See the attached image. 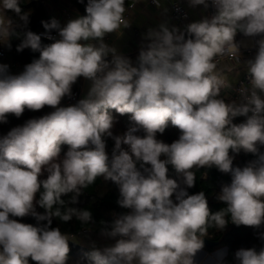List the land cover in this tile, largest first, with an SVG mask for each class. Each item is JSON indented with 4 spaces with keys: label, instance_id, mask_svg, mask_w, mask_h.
<instances>
[{
    "label": "clouds",
    "instance_id": "1",
    "mask_svg": "<svg viewBox=\"0 0 264 264\" xmlns=\"http://www.w3.org/2000/svg\"><path fill=\"white\" fill-rule=\"evenodd\" d=\"M188 3L211 6L213 14L183 30L166 23L149 28L135 65L106 43L108 35L129 26L126 0H87L86 14L64 26L55 18L42 21L45 32L25 31L17 46L39 57L18 75L0 64V123L26 109H55L0 137V264H68L69 242L79 241L52 227L53 218L95 224L91 210L71 205L98 177L118 186L116 203L125 211L99 222L100 235L114 243L101 248L93 242L86 253L91 264H196L210 227L223 230L229 219L236 226L264 227V0ZM9 11L24 27L29 14L20 0H0V44L10 47L19 25ZM238 33L260 39L246 62L248 84L237 90L239 102L226 101L221 91L232 85L217 71L218 58L238 59ZM42 36L54 42L42 44ZM81 77L90 82L86 95L60 107ZM109 110L130 114L123 135L113 134ZM240 116L244 122L234 123ZM169 122L180 132L170 144L157 139ZM105 138L114 140L111 156ZM63 145L68 150L61 158ZM241 150L255 159L234 166L230 153ZM199 168L231 175L216 196L224 205L216 212L204 191H188ZM29 216L36 226L17 219ZM257 235L264 241V232ZM234 258L236 264H264V247L240 248Z\"/></svg>",
    "mask_w": 264,
    "mask_h": 264
},
{
    "label": "trees",
    "instance_id": "2",
    "mask_svg": "<svg viewBox=\"0 0 264 264\" xmlns=\"http://www.w3.org/2000/svg\"><path fill=\"white\" fill-rule=\"evenodd\" d=\"M71 2L76 11L80 14V16L86 14L85 7L87 4V0H83V2H80V0H72ZM129 3V0H126V5H128ZM20 4L22 10L29 14V22L27 26L24 27L23 22L20 21L19 17L16 16L15 13H12L11 11L8 12L9 17H11L14 21V26L19 25L15 28L16 32L19 33V35L13 36L10 39V52L12 54V59L17 62L21 66V69L24 71L25 65L31 63L33 59L38 58L39 53H34L30 49L17 51V46L21 43L23 39V33L29 30L36 34L45 32V29L42 25V21H50L51 18L47 14V11L41 0H20ZM243 38L248 37H245L243 34L238 33L235 39L238 43H240V40ZM254 39L258 40L260 39V37H254ZM52 42L54 41H49L42 38V44L46 45ZM81 82L82 79L79 78L78 82L73 86V95L74 93L79 92ZM69 99L70 98L65 97L63 101L66 102ZM54 110L55 109L51 107L45 106V108L39 111H30L26 109L22 116L19 118L15 117L14 115H9L7 118V123H0V137L6 136L12 128L23 125L29 119L41 117ZM109 111L115 119V124L112 129L113 134L123 135L130 126V114L120 115L116 113L115 110ZM245 119L246 117L240 116L234 118L233 122L238 124L244 122ZM138 134L143 135L142 132ZM179 135V130L173 127L169 122V126L166 128L165 132L163 134H157V139L170 144L173 141L177 140L179 138ZM105 139L106 151L109 156H111L114 147V140L112 138ZM67 150V145H63L61 150L62 157L67 152ZM261 151L264 152V147H261ZM230 154L234 156V166L243 167L249 161L255 159V156H253L251 153H245L243 150H241L239 154ZM194 171L196 172V184L195 187L188 189L189 193L195 194L199 191H204L210 209L213 212L220 210L222 207H224V205L216 199V196L219 194L223 185L231 183V175L221 173L216 168H199L194 169ZM169 176L170 178H176L175 172L171 168V166H169ZM46 177L47 173H44V175H42L40 179L43 180L46 179ZM70 195L71 194H69V196ZM63 198L65 200L69 199V197L67 196ZM118 198V186L110 180L105 181L103 177H98L93 185L89 186L87 189H84L82 191V194L78 198L79 202L75 205H71L73 207L91 210L96 223L84 226L81 225L80 222L77 221L75 218H73V220L68 223H63L53 218L52 227H60L62 231L74 234L76 236L85 231L100 233L99 222L101 220L111 221L113 219L112 214L114 212L119 213L125 211L117 205L116 201L118 200ZM37 211L43 213L44 209L39 208V206H37ZM17 219H19L22 223L33 224L34 226L38 224L36 219L31 216ZM39 223H46V221ZM258 232H264V227L257 230L252 227H247L243 225L236 226L231 223L229 219V223L223 230H218L214 227H210L208 236L205 238L210 240L211 242L217 243L218 246L216 248H227L228 254L227 257L223 260V264H236L234 254L238 249L255 247L257 250H259L261 247H264V241L258 238ZM216 248L209 249L204 247L203 249L211 253L216 250ZM86 253L88 252L70 246L68 264H91V261L88 260ZM30 264H35V262L30 260Z\"/></svg>",
    "mask_w": 264,
    "mask_h": 264
},
{
    "label": "crops",
    "instance_id": "3",
    "mask_svg": "<svg viewBox=\"0 0 264 264\" xmlns=\"http://www.w3.org/2000/svg\"><path fill=\"white\" fill-rule=\"evenodd\" d=\"M47 11V14L53 19H57L63 26L70 20L80 14L72 5V0H41ZM176 0H158L159 5H150L149 0H136L134 6L128 11L126 19L129 22L127 28H122L118 33H112L106 37V43L115 47L119 53L130 58L135 65L136 58L139 54L140 47L143 41V35L149 28H158L162 23H166L169 27L176 26L171 18V3ZM181 1V0H178ZM186 8L191 14L194 21H199L210 13V7L205 10L203 6L190 7L186 3ZM69 10L72 14L71 18L65 19L63 11ZM177 27V26H176ZM254 38H243L240 40V45L243 47H253ZM247 55L245 52L240 54L236 60H225L217 66V71L225 77L232 85L231 89H222L221 96L226 101L239 100L233 95V87L238 84L247 75V60L255 57ZM111 59V56L108 57ZM90 82L82 78L81 95H86ZM77 237L78 244L90 248L94 242L97 247H104L114 243L113 240L105 238L100 233H80Z\"/></svg>",
    "mask_w": 264,
    "mask_h": 264
},
{
    "label": "built area",
    "instance_id": "4",
    "mask_svg": "<svg viewBox=\"0 0 264 264\" xmlns=\"http://www.w3.org/2000/svg\"><path fill=\"white\" fill-rule=\"evenodd\" d=\"M135 1L136 0H129L130 3L128 5H126L127 11L125 13V18L127 17L128 11L133 8ZM149 3H150V5H153V6H158L159 5L158 0H149ZM186 3H188V0H181V1L176 0V1L171 3V18H172V21L181 30H183L187 24H189L191 22H195L193 20L192 16H191V14L189 13V11L186 8ZM213 11L214 10L210 6V13L207 16H211L213 14ZM63 16H64L65 19L69 20L71 18L72 14H71V12L69 10H64L63 11ZM61 26H63V25L61 24ZM42 33H44V32H42ZM42 33H40V34H42ZM51 35H52V37L54 39H59V36H58V34L55 31H53L51 33ZM42 38L46 39V40H49V41H54V40L47 39L44 36H42ZM256 50H257L256 49V40L254 42L253 47H249L248 48V47H243L242 45H240V54L245 52L247 55L252 56L254 53H256ZM225 60H236V59L230 58L229 56L225 55L222 58H218V65L221 64ZM0 64L8 65V74L18 75L21 72H23V70L21 69V66L12 59V54L10 52V47L8 45H5V44H0ZM241 84H244V85L248 84L247 75L238 84H236L233 87V89H232L233 95L238 100H239V97H238L237 90L239 89ZM81 98H83V96L81 95V90H79V92L74 93L73 97L70 98L68 101L64 102L62 100L61 104L59 106L63 107V106L74 105ZM88 232L89 231H85V233H88Z\"/></svg>",
    "mask_w": 264,
    "mask_h": 264
},
{
    "label": "water",
    "instance_id": "5",
    "mask_svg": "<svg viewBox=\"0 0 264 264\" xmlns=\"http://www.w3.org/2000/svg\"><path fill=\"white\" fill-rule=\"evenodd\" d=\"M81 79H82V77H81ZM204 243H205L204 247L209 248V249L216 248L218 246L217 243L211 242L210 240H208L206 238L204 240ZM69 246L84 250L85 252H89L91 250V249H88L86 247H83L82 245H80L78 243H73L71 241L69 242ZM220 253H224V256H223V260H224L228 254L227 248H216V250H214L211 253L207 252L205 249H203L202 251L199 252L201 259H205L206 261L210 260V259H214V256H217V255L219 257ZM216 264H218V261L216 262Z\"/></svg>",
    "mask_w": 264,
    "mask_h": 264
},
{
    "label": "bare ground",
    "instance_id": "6",
    "mask_svg": "<svg viewBox=\"0 0 264 264\" xmlns=\"http://www.w3.org/2000/svg\"><path fill=\"white\" fill-rule=\"evenodd\" d=\"M215 259H210V260H205V259H201L200 254L198 253L195 260H196V264H216V262L219 260L218 255L214 256ZM218 258V259H217Z\"/></svg>",
    "mask_w": 264,
    "mask_h": 264
},
{
    "label": "rangeland",
    "instance_id": "7",
    "mask_svg": "<svg viewBox=\"0 0 264 264\" xmlns=\"http://www.w3.org/2000/svg\"><path fill=\"white\" fill-rule=\"evenodd\" d=\"M61 158H63L62 156H61ZM215 259V258H214ZM218 259V258H217Z\"/></svg>",
    "mask_w": 264,
    "mask_h": 264
}]
</instances>
